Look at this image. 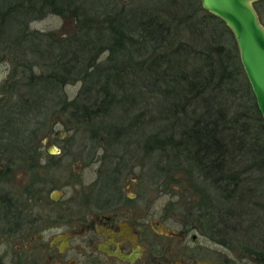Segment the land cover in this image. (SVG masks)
<instances>
[{
    "label": "rangeland",
    "instance_id": "rangeland-1",
    "mask_svg": "<svg viewBox=\"0 0 264 264\" xmlns=\"http://www.w3.org/2000/svg\"><path fill=\"white\" fill-rule=\"evenodd\" d=\"M72 1L76 2V6L81 5L82 15H79V18L72 17V13H69L65 18L49 14L42 20L31 22L30 31L44 35L52 34L56 40L65 43L67 40L74 39L79 32V25L85 17L95 19L94 23L90 22L91 25L94 26L96 22V26L104 28L108 26L107 23L111 18L118 14L122 15L121 18L125 24L133 23V13L136 11V15L141 17L143 8H147L157 15L172 20L176 38L175 45L185 43L188 46H194L198 51L203 50L204 53L218 57V52L214 50V47L206 46L211 39L208 34H202V31L195 27L190 29L192 27L190 22L194 19L199 20L206 14L202 8L201 0H64L67 4ZM262 1L260 2L264 6V0ZM17 2L19 1L0 0V5L9 3L5 6L6 10L7 7L15 6ZM260 14L264 22V13ZM96 19H99L100 24ZM22 21H24L23 25L28 22L25 19ZM15 33L18 37L17 31H13L10 29V25H6L4 33L0 36L4 40ZM96 34L99 32L93 30L91 35ZM224 39L228 43L235 42L234 37L230 35L225 36ZM48 42L50 41L48 40ZM109 54V52L102 53L97 63L102 67L110 65L112 62L109 61ZM234 57L233 61L229 60L224 66H220L222 69L219 74L223 80L221 84H218L220 76L214 77L211 83L214 90L208 91L205 96L208 104L199 103L197 108L190 106L185 116L167 110L171 104L176 103L173 98L171 100V96L167 99L162 92L167 89V80H170V77H154L149 80L152 83H147L141 81L136 74H129L123 78L125 87L116 94L118 100L117 103H114V107L106 110L101 105L102 111L105 113L93 119V122H90L91 119L86 117L78 119L73 116L72 108L68 109L69 112H61L64 104L75 102L80 94H84L86 98L98 97L99 92L86 96L83 91L86 84H89L88 82H73L68 79V84L61 90L62 92H59L55 101L58 107L55 103H51L49 111L44 114V127L46 128H43L38 134V138H52L47 144L49 149L59 152V149L63 147L64 153H70L73 157L70 159L63 157L62 165L57 169V172L51 171L49 178L56 181L57 188H65L67 197H71L72 194L69 192V188L64 187L66 182L70 181L68 184L75 187V182L83 180L92 197V192L99 190L100 187L95 186L96 180L112 175L111 170L122 171L121 185L119 186L124 191V202L132 204L141 202L139 207L143 208V211L148 209L152 213L153 228L157 221H165L168 228L173 231H180L183 228L182 225L188 224L189 241L192 236H197V241L192 246L200 247L201 257L212 264H263L261 258L256 255L257 251L261 250L260 247L258 248L259 244L264 246V228L261 221H258L263 213L257 211L256 214L247 216V222L242 227L245 231L241 230V227L234 231H226L219 224L218 228H215L218 221L212 218L213 215L210 212L213 213V210L208 203L205 205L206 198L202 191L206 188L200 181L195 180V170H192L190 164L185 160L184 162L177 160L175 152L171 148L163 153L158 150L160 149L159 145H155V140L167 143L169 138H174V141H179L178 133L189 129L197 119L207 121L209 116L206 112L211 109L215 112V119H218L220 109H226L227 113H221L225 120L217 121L228 125L227 120L237 119L238 123L235 126L239 132L243 125L240 123L247 121L240 116V113L245 111L249 116L253 111L250 105L256 103V100L243 70L238 51ZM35 62L42 63L43 66L46 64L38 58L35 59ZM23 63L21 58L20 60L15 58V55L10 52L0 51V95L7 96L2 101L0 97V103H2L0 106V139L1 137L10 139L9 141L13 144L21 142L16 138L22 136L19 130L24 128L22 112L24 110L39 111L40 107H37L39 102L35 105L32 103L34 100L38 101L37 97L43 94L40 83L34 88L29 86V75H24ZM43 66L38 67L36 71L38 73L45 72L46 69ZM13 68L17 70L15 77H12L11 73ZM155 79H158L160 86L154 87ZM168 85H171V82ZM12 88L14 96L10 94ZM32 90H36V95ZM39 90L40 92H38ZM18 95H22L25 99H31L29 102L32 105L28 104L22 108L18 104V102H22ZM31 95L35 97L32 98ZM77 103L79 104V102ZM93 103H95L94 100L88 101L89 106ZM17 106L21 108L19 109ZM34 108L37 110H33ZM94 108H98V106ZM225 114H228L227 117ZM32 117L34 118V114ZM248 118L250 119V117ZM249 122L247 121V123ZM34 125V123L31 124L33 128ZM229 126L231 125L229 124ZM16 131L18 137L14 135ZM58 138H65V140L58 141ZM149 141L150 143H148ZM1 165L6 166L4 155L0 156ZM23 171L24 169L18 167L6 178L0 177V207L3 202L2 191L4 188L10 186L13 191L18 192L27 182L31 181L34 174ZM44 175L42 174L43 179L47 181L48 177ZM193 177L194 180H192ZM7 179L10 184L7 183ZM207 190L211 194L210 187ZM107 191L105 190L104 193ZM132 197L134 199L129 200ZM253 206L257 208L255 205ZM219 207L222 208L221 205L217 206V208ZM253 226H256L257 229L246 231ZM8 229L10 230V224L4 220L3 209L0 208V259L6 256V252L16 255L19 250L24 248V243L19 241L18 235H9Z\"/></svg>",
    "mask_w": 264,
    "mask_h": 264
},
{
    "label": "trees",
    "instance_id": "trees-1",
    "mask_svg": "<svg viewBox=\"0 0 264 264\" xmlns=\"http://www.w3.org/2000/svg\"><path fill=\"white\" fill-rule=\"evenodd\" d=\"M18 1L15 6L7 7L6 10L5 6L9 3L0 5V35L4 33L6 25H10V29L19 34L18 37L16 33L12 34L4 40L0 36V51L10 52L19 60L21 58L24 62L22 65L24 75H29V86L34 88L40 83L43 94L37 97L38 101L34 100L32 103L35 105L39 102L37 104V107H40L39 111L22 112L24 128L19 130L22 136L18 137L17 131L14 133L18 137L16 140L38 138V134L46 128L44 114L49 111L51 103H55L58 107L55 101L59 92L68 84V79L73 82H88L83 91L86 96L99 92V96L95 98H86L84 94H80L75 102L62 103L64 106L61 112H69L68 109L72 108L73 116L78 119L86 117L93 122V119L105 113L101 105L106 110L114 107V103L118 100L116 94L125 87L123 78L129 74H136L141 81L147 83H152L149 80L154 77H170V80H167V89L162 88V92L167 99L171 96V100L173 98L176 103H170L171 106L167 110L185 116L190 106L197 108L199 103H207L205 96L208 91L214 90L211 83L215 76H220L222 69L220 66H224L229 60L233 61L238 51L235 42L228 43L224 39L227 35L233 36L228 27L206 11L201 19L190 22L192 26L190 29L195 27L201 30L202 34H208L211 39L206 46L214 47L218 57L204 53L203 50L198 51L194 46L185 43L175 45L172 20L157 15L147 8H143L141 17L136 15V11L133 13V23L125 24L122 15L118 14L113 16L107 23L108 26L104 28L96 26V22L94 26L91 25L90 22L94 23L95 19L85 17L74 39L63 43L56 40L52 34L44 35L30 31V23L42 20L49 14L65 18L72 13V17L79 18V15H82L81 5L76 6V2L73 1L67 4L64 0ZM261 5V2L255 3L259 16L261 12L264 13V6ZM23 19L28 21L25 25ZM260 19L264 25L261 16ZM96 20L100 24L99 19ZM101 23L103 26L102 21ZM93 30H97L99 34L91 35ZM226 45H228L227 51ZM105 52L110 53L109 61L112 63L102 67L97 61ZM35 57L46 64L44 63L43 66L42 63L35 62ZM40 66L46 71L38 73L36 69ZM11 73L12 77H15L17 70L13 68ZM222 78L220 76L218 84H221ZM170 82L171 85H168ZM153 83L154 87L160 86L158 79ZM32 92L36 95V90ZM10 94L14 96L13 88ZM34 95L31 97H35ZM0 97L1 101L7 98L5 94ZM18 97L22 100L18 102L22 108L28 104L32 105L29 102L31 99H25L22 95ZM90 100H94L95 103L89 106ZM95 106L98 108H94ZM250 106L253 111L249 116L245 111L240 113L243 119L250 122L247 123L245 120L244 123H240L243 125L239 132L235 126L238 123L237 119L227 120L228 125L220 123L225 120L222 114L227 113L226 109L218 111V119H215V112L211 109L206 112L209 116L207 121L197 119L189 129L178 133L179 141L169 138L167 143L157 140H155L156 144L154 142L155 145H159H157L160 148L158 150L163 153L171 148L177 160L181 162L185 160L192 170H195V180L200 181L206 188L202 191L206 198L204 203L205 205L208 203L213 210V213L210 212L212 218L218 221L215 228H218L219 224L226 231L242 228L247 222L246 217L256 214L257 211L263 213L258 221H261L264 228V119L256 103ZM225 115L227 117L228 114ZM32 123L36 125L34 128L31 126ZM9 140L1 137L0 156L15 154L19 151L18 148L25 146L22 141L13 144ZM208 187L211 189V194L207 190ZM220 205L222 208H217ZM255 229L257 227L253 226L246 231ZM259 247L261 250L257 251L256 255L264 263V246L259 244Z\"/></svg>",
    "mask_w": 264,
    "mask_h": 264
},
{
    "label": "flooded vegetation",
    "instance_id": "flooded-vegetation-1",
    "mask_svg": "<svg viewBox=\"0 0 264 264\" xmlns=\"http://www.w3.org/2000/svg\"><path fill=\"white\" fill-rule=\"evenodd\" d=\"M51 139L20 140L25 146L7 154L6 166L1 165L4 178L18 167L34 174L18 192L10 186L2 191L7 232L24 243L16 255L6 252L2 264H212L201 257L200 247L192 246L197 236L189 241L188 224L173 231L157 221L153 228L152 213L143 211L141 202H124L122 171L111 170L112 175L96 180L100 187L92 197L83 180L75 187L66 182L72 194L67 197L49 173L57 172L63 157L73 156L63 147L59 152L49 149Z\"/></svg>",
    "mask_w": 264,
    "mask_h": 264
},
{
    "label": "water",
    "instance_id": "water-1",
    "mask_svg": "<svg viewBox=\"0 0 264 264\" xmlns=\"http://www.w3.org/2000/svg\"><path fill=\"white\" fill-rule=\"evenodd\" d=\"M260 1L201 0V3L204 10L221 20L233 35L257 108L264 119V25L255 8V3ZM2 174L0 166V177Z\"/></svg>",
    "mask_w": 264,
    "mask_h": 264
}]
</instances>
